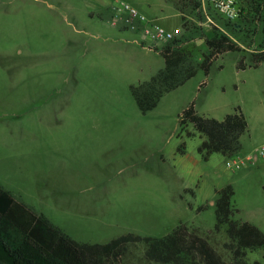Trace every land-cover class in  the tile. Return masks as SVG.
Listing matches in <instances>:
<instances>
[{
	"label": "rangeland",
	"instance_id": "1",
	"mask_svg": "<svg viewBox=\"0 0 264 264\" xmlns=\"http://www.w3.org/2000/svg\"><path fill=\"white\" fill-rule=\"evenodd\" d=\"M123 1L169 31L182 29L155 44L111 25L112 0H0V184L79 243L163 238L185 224L230 262L226 227L213 232L217 191L231 186L233 219L264 233V160L239 169L222 154L203 160V138L189 137L193 126L182 129L180 116L194 104L221 121L240 108L248 122L240 154L264 144V63L237 68L258 49L260 28L238 31L209 6L208 23L195 0ZM196 13L197 23L185 24ZM216 24L242 52L220 57L208 77L198 70L143 114L130 87L164 68L152 48L189 51L198 64ZM143 254L131 247L125 264H155ZM247 261L264 264V249Z\"/></svg>",
	"mask_w": 264,
	"mask_h": 264
},
{
	"label": "trees",
	"instance_id": "2",
	"mask_svg": "<svg viewBox=\"0 0 264 264\" xmlns=\"http://www.w3.org/2000/svg\"><path fill=\"white\" fill-rule=\"evenodd\" d=\"M237 1L242 12L234 21L235 28L242 32L241 28H247L251 22L257 23L261 37L258 49L249 56L242 55L237 68H259L264 63V0ZM196 2L198 5V0ZM212 34L205 40L207 52L202 54L203 60L198 64L193 63L195 55L189 51L173 46L161 51L152 48L163 57L164 68L149 81L130 87L143 114L155 109L164 95L184 85L198 70H203L208 77L220 57L242 52L240 45L220 27L215 26ZM189 124L194 133H188V136L199 134L203 138L198 152L205 161L213 154L227 158L239 154L241 137L248 131V122L240 108L219 121L198 115L192 104L180 116L182 129ZM234 194L233 188L227 186L217 191L215 201L213 232L220 233L226 227L228 242L224 246L231 256V261L227 262L208 238L185 224H180L163 238L129 233L105 244L79 243L0 184V264H125L133 246H143L144 259L155 264H261L259 261L249 263L247 255L249 251L264 249V233L253 224L233 219L236 212Z\"/></svg>",
	"mask_w": 264,
	"mask_h": 264
},
{
	"label": "built area",
	"instance_id": "3",
	"mask_svg": "<svg viewBox=\"0 0 264 264\" xmlns=\"http://www.w3.org/2000/svg\"><path fill=\"white\" fill-rule=\"evenodd\" d=\"M206 8L214 10L224 19L234 22L241 15V8L237 0H201ZM112 18L111 25H123L125 29L138 33L144 40H150L155 44H167L174 40L180 30L172 32L160 26L155 20L148 18L137 8L123 0H112L110 8ZM206 16L207 22L213 24L212 17ZM143 41V40H142ZM227 166L231 169H239L251 162L264 160V144L253 153L243 156L240 153L228 158Z\"/></svg>",
	"mask_w": 264,
	"mask_h": 264
},
{
	"label": "crops",
	"instance_id": "4",
	"mask_svg": "<svg viewBox=\"0 0 264 264\" xmlns=\"http://www.w3.org/2000/svg\"><path fill=\"white\" fill-rule=\"evenodd\" d=\"M197 0H195V2H196ZM195 2H194V5L193 6H195ZM198 2H199V4L197 5V7H196V12L198 13H201L202 14V17L204 18V19H206V21H207V18H206V16L208 17V16H210L209 15V12H208V9L206 8V4L205 3H203L201 0H198ZM179 10V14H180V17L182 16V12L180 11V9H178ZM197 13L196 14H189V16H185L186 17V20H187V18H188V20L185 22V24H188V23H191V22H193V23H197V20H198V16H197ZM209 18H211V17H209ZM212 19V18H211ZM154 20V19H153ZM156 21V20H155ZM181 21H182V17H181ZM213 21V20H212ZM157 22V21H156ZM209 22V21H208ZM182 26H183V21H182ZM213 24L215 25V23H214V21H213ZM216 26L217 27H220L218 24H216ZM122 29L123 30H127V29H125L124 27H122ZM182 29V28H181ZM180 29V30H181ZM127 31H129V30H127ZM131 32V31H130ZM133 33H135V32H133ZM136 35H138V36H141V35H139L138 33H135ZM142 41V40H141ZM142 42H144V41H142Z\"/></svg>",
	"mask_w": 264,
	"mask_h": 264
}]
</instances>
